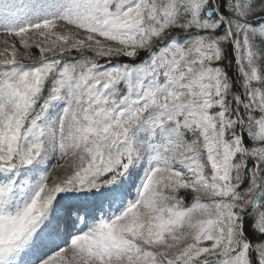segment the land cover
<instances>
[{
	"label": "snow or ice",
	"instance_id": "snow-or-ice-1",
	"mask_svg": "<svg viewBox=\"0 0 264 264\" xmlns=\"http://www.w3.org/2000/svg\"><path fill=\"white\" fill-rule=\"evenodd\" d=\"M0 36V264H264V0H0Z\"/></svg>",
	"mask_w": 264,
	"mask_h": 264
},
{
	"label": "rangeland",
	"instance_id": "rangeland-1",
	"mask_svg": "<svg viewBox=\"0 0 264 264\" xmlns=\"http://www.w3.org/2000/svg\"><path fill=\"white\" fill-rule=\"evenodd\" d=\"M3 37L2 36H0V39H2ZM53 163H55V161L53 162Z\"/></svg>",
	"mask_w": 264,
	"mask_h": 264
}]
</instances>
